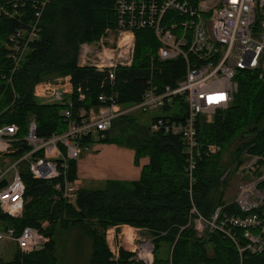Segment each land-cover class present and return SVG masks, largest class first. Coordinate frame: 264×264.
I'll return each instance as SVG.
<instances>
[{"label":"trees","instance_id":"16d2710c","mask_svg":"<svg viewBox=\"0 0 264 264\" xmlns=\"http://www.w3.org/2000/svg\"><path fill=\"white\" fill-rule=\"evenodd\" d=\"M6 2L0 0V5ZM114 5L115 0H48L39 20V37L30 44L23 64L10 81L7 80L10 61L2 43L32 18L34 0H22L12 17L0 16V108L11 104L0 123H16L24 134L27 121L33 116L37 135L45 137L52 132H62L65 128L60 115L62 105L40 104L32 96L33 86L38 81L58 75L71 76L72 98L76 97L75 89L82 88L85 98L76 106L85 107L99 105L101 93H116L118 103L128 107L140 101L150 84L159 90L176 85L185 72L184 61L181 57L158 59V42L148 28L135 31L133 63L130 67L117 68L113 84H108L104 72L76 65L79 44L96 40L106 28L115 26ZM258 73L250 69L237 70L234 77L237 90L229 106L215 113L209 122L199 120L196 128L199 143L202 146L217 144L221 150L213 155H201L191 182L182 137L161 131L151 133L150 126L145 128L146 132L134 127L126 142H117L134 150L135 163L142 157L147 158L138 179H110L102 188L81 187L74 203H69L55 197L56 179L40 180L26 175L22 216L6 218V222L17 231L24 227L36 228L48 241L42 249L30 253H22L13 243H5L12 245L14 252L10 259L0 260V264H57L55 226L76 227L90 239L89 264H146L133 258L125 240L118 248V256L112 255L106 231L119 225L147 231L152 243L151 264H264V251L244 254L240 260L231 238L219 229H205L199 235L190 213L194 206L199 215L210 220L218 210L215 220L218 224L222 216L240 212L233 201L224 198L227 185L224 174L228 165L224 153L228 152V161L234 163L235 168L242 163L241 155L245 150L264 156V78ZM12 90L18 94L14 100ZM176 103L179 108L175 107ZM159 111L170 113L152 116L151 121L158 116L182 120L186 105L176 97ZM122 117L121 131L128 133L135 119L130 114ZM115 123L114 120L112 126ZM91 141L88 137L80 139L83 144ZM98 142H111L109 134ZM66 174L70 180L76 178V160H68ZM258 186L264 188V180ZM44 222H47L45 227ZM234 231L240 233L238 228Z\"/></svg>","mask_w":264,"mask_h":264},{"label":"built area","instance_id":"2783aa9c","mask_svg":"<svg viewBox=\"0 0 264 264\" xmlns=\"http://www.w3.org/2000/svg\"><path fill=\"white\" fill-rule=\"evenodd\" d=\"M47 2L34 0L32 18L2 43L11 66L8 81L20 69L32 41L39 37V20ZM19 3L7 0L6 5H0V16H14ZM114 9L115 26L106 28L98 39L79 44L77 66L104 72L108 84H113L117 68L133 63L135 31L148 28L158 42V59H183V77L175 86L167 85L162 90L150 84L140 101L128 107L118 103L116 93L99 94L97 106H76L85 95L78 86L76 97L72 98L74 88L69 74L38 81L33 86V98L40 104H61L65 128L44 137L37 135L33 116L28 119L24 134L16 123H0V183L5 182L0 187V244L13 243L20 252L30 253L42 249L48 241L36 228L17 231L6 222V218L22 216L26 175L40 180L56 179L55 197L74 203L79 186L67 177L66 170L68 160H77L83 150H89L88 143L83 144L80 139L88 137L98 142L117 117L135 111L154 112L176 97L186 105L183 119L158 116L151 121L149 131L182 137L191 182L201 155L221 150L217 144L199 143L196 130L199 120L209 122L215 113L229 106L237 90L234 79L237 70H257L259 77L264 78V0H115ZM17 96L12 90V100ZM10 106L0 108V119ZM241 157L245 158L241 171L246 177L238 185L233 200L240 212L224 215L215 224L218 210L210 220L199 215L194 206L190 210L194 229H202L201 234L205 229L223 231L235 244L240 260L244 254L264 251V188L258 186L264 180V156L245 150ZM42 226H47V222ZM235 228L240 230L239 234ZM111 231L112 227L107 229L106 240ZM118 248L114 251L109 246L115 258ZM128 250L136 260L146 264L153 261L151 242Z\"/></svg>","mask_w":264,"mask_h":264},{"label":"rangeland","instance_id":"374dc122","mask_svg":"<svg viewBox=\"0 0 264 264\" xmlns=\"http://www.w3.org/2000/svg\"><path fill=\"white\" fill-rule=\"evenodd\" d=\"M209 17V15H206ZM176 108H179L178 104H175ZM170 112H160L156 110L154 112H149L145 114H140L139 111H135L132 116L135 119V125L127 129L128 133L122 132L123 123L120 122L123 117H117L113 126H111L109 133V140L112 143L117 142H126L127 136L131 133L132 129L139 132H146V126L150 123L149 117L151 115L157 114H169ZM130 114V115H131ZM125 118V117H124ZM123 121V119H122ZM124 122V121H123ZM126 122V121H125ZM227 151L224 153V159L227 160V173H225V179L227 180V185L224 189V198L229 202L233 201L237 190L238 185L242 180L245 179L246 174L241 171L242 163L245 161L244 157L242 158V163L238 167H234V163L228 161ZM86 187L89 188H102L105 185V182L102 180L95 181L93 184H86ZM79 188L80 186L78 184ZM198 233L201 235L202 229L197 228ZM120 231L113 230L111 231L112 235L107 237V242L109 246L115 251L119 247L123 240H125L127 249L133 248L134 246L139 247L144 242H150L151 237L145 230H133L126 227L124 230ZM127 234H125V233ZM55 241H56V257L57 264H89L88 258L90 255V239L84 235L80 229L76 227H71L68 229H63L60 226H55ZM126 237L129 239L127 241ZM132 241V244L130 243ZM14 252V247L9 244L2 243L0 244V260H8L12 257ZM153 258V256H152Z\"/></svg>","mask_w":264,"mask_h":264},{"label":"crops","instance_id":"0c3cea01","mask_svg":"<svg viewBox=\"0 0 264 264\" xmlns=\"http://www.w3.org/2000/svg\"><path fill=\"white\" fill-rule=\"evenodd\" d=\"M139 112L140 114L149 113ZM152 116L156 115L149 117L150 123ZM150 123L146 127H149ZM88 145L89 150H83L76 160V178L74 180L82 187H86V184L91 185L98 180L106 182L110 179H138L141 167L148 161L146 157H142L138 160V164L135 163L134 150L123 144L91 141L88 142ZM126 227L139 230L129 225L113 226L112 229L121 233Z\"/></svg>","mask_w":264,"mask_h":264},{"label":"water","instance_id":"95a60500","mask_svg":"<svg viewBox=\"0 0 264 264\" xmlns=\"http://www.w3.org/2000/svg\"><path fill=\"white\" fill-rule=\"evenodd\" d=\"M4 183H5V182H4V181H2V182L0 183V187H2V186L4 185Z\"/></svg>","mask_w":264,"mask_h":264},{"label":"bare ground","instance_id":"6f19581e","mask_svg":"<svg viewBox=\"0 0 264 264\" xmlns=\"http://www.w3.org/2000/svg\"><path fill=\"white\" fill-rule=\"evenodd\" d=\"M135 54V53H134ZM133 60H134V58H133ZM132 65V64H131ZM130 67V66H129ZM129 240V239H128Z\"/></svg>","mask_w":264,"mask_h":264}]
</instances>
